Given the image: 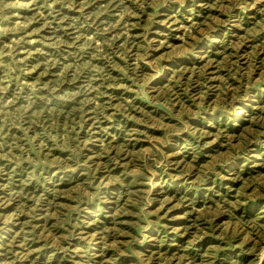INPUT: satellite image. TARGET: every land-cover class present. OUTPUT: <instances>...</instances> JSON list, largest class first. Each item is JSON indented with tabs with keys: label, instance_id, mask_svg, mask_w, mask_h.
Returning a JSON list of instances; mask_svg holds the SVG:
<instances>
[{
	"label": "rangeland",
	"instance_id": "rangeland-1",
	"mask_svg": "<svg viewBox=\"0 0 264 264\" xmlns=\"http://www.w3.org/2000/svg\"><path fill=\"white\" fill-rule=\"evenodd\" d=\"M0 264H264V0H0Z\"/></svg>",
	"mask_w": 264,
	"mask_h": 264
}]
</instances>
